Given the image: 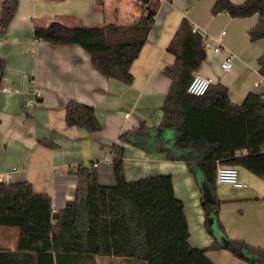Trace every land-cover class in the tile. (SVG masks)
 Segmentation results:
<instances>
[{
	"label": "crops",
	"instance_id": "1",
	"mask_svg": "<svg viewBox=\"0 0 264 264\" xmlns=\"http://www.w3.org/2000/svg\"><path fill=\"white\" fill-rule=\"evenodd\" d=\"M139 3L18 0L14 17L0 34V58L5 63L0 81V172L9 173V182H29L34 192L48 194L54 210L73 199L78 164L90 167L97 162L93 168L98 182L111 185L114 176L106 158L110 159L111 145L119 142L118 135L141 121L147 126L160 123L161 107L171 83L162 70L175 59L166 46L183 17L203 37L205 58L195 73L226 85L234 104H240L248 92L264 91V76L257 65V58L264 52V39L252 41L248 36L257 15L212 14L214 0H148L143 4L154 7L155 15L130 66V84L102 75L91 64L89 53L77 44H52L34 37L35 26L47 27L54 21L69 27L133 23L140 13ZM217 45L220 50L215 52ZM226 56H232L229 70L220 66ZM32 88L39 92L38 101L26 106ZM68 101L92 107L100 130L90 133L68 126ZM163 135L168 140L173 132L168 129ZM45 140L55 146L44 144ZM124 151L126 180L156 174L172 176L174 194L183 204L191 247L203 249L214 241L223 244L227 237L264 248L263 178L237 166L239 179L246 186L216 182V196L221 201L218 221L224 237L215 222L206 223L201 204L213 197L199 172L192 173L181 160H167L163 153H146L127 143ZM18 236L15 227L0 228V247L14 250ZM206 255L215 264H250L227 249H209ZM255 263L257 259H253ZM78 264L146 263L136 257L95 255Z\"/></svg>",
	"mask_w": 264,
	"mask_h": 264
},
{
	"label": "trees",
	"instance_id": "2",
	"mask_svg": "<svg viewBox=\"0 0 264 264\" xmlns=\"http://www.w3.org/2000/svg\"><path fill=\"white\" fill-rule=\"evenodd\" d=\"M133 23H105L101 26L69 27L54 21L35 26L34 37L52 44H77L90 55L91 64L107 78L130 84V66L152 27L155 8L143 6ZM18 7V0H4L0 11V34L4 33ZM212 14L230 17L257 15L248 30L249 39H264V0H214ZM166 50L175 57L162 73L171 83L162 104L158 125L141 121L121 132L111 145L110 164L114 183L102 185L93 166L78 164L74 197L52 212L48 194L34 192L29 182H0V228L15 227L18 242L14 250L0 247V264H78L95 255L136 257L146 264H215L209 249H227L253 264H264V248L225 236L218 221L221 201L216 196V169L236 165L264 179V91L248 92L240 104L229 98L228 88L212 82L202 95L187 92L193 74L205 58L203 37L183 17ZM264 76V52L257 58ZM5 63L0 58V75ZM68 126L90 133L101 128L94 109L68 101ZM172 130L165 139L163 132ZM53 147L54 143L44 141ZM146 153L159 152L167 160H181L193 173L199 172L213 199L202 201L206 223H216L225 242L206 248L191 247L182 201L176 197L170 174H156L128 181L124 175V144ZM256 264V263H255Z\"/></svg>",
	"mask_w": 264,
	"mask_h": 264
},
{
	"label": "built area",
	"instance_id": "3",
	"mask_svg": "<svg viewBox=\"0 0 264 264\" xmlns=\"http://www.w3.org/2000/svg\"><path fill=\"white\" fill-rule=\"evenodd\" d=\"M220 46H215L214 51L218 52ZM223 70H229L232 67V56H226L225 59L220 63ZM212 83V79L201 75L199 73H194L192 79L187 86V92L193 95H202L206 92L209 85ZM7 87H2L1 90H6ZM39 92L37 89H31V97L25 101L26 106H30L38 101ZM110 160L109 158H106ZM97 162H93L92 166H96ZM8 172H0V182H8L9 180ZM216 182L217 183H227L233 187L241 188L246 186V184L239 179L238 168L236 165H218L216 169ZM55 212L54 209L51 210Z\"/></svg>",
	"mask_w": 264,
	"mask_h": 264
},
{
	"label": "rangeland",
	"instance_id": "4",
	"mask_svg": "<svg viewBox=\"0 0 264 264\" xmlns=\"http://www.w3.org/2000/svg\"><path fill=\"white\" fill-rule=\"evenodd\" d=\"M139 2H140L139 4H141V3H142V1H141V0H139Z\"/></svg>",
	"mask_w": 264,
	"mask_h": 264
},
{
	"label": "water",
	"instance_id": "5",
	"mask_svg": "<svg viewBox=\"0 0 264 264\" xmlns=\"http://www.w3.org/2000/svg\"><path fill=\"white\" fill-rule=\"evenodd\" d=\"M1 77H2V75H0V81H1Z\"/></svg>",
	"mask_w": 264,
	"mask_h": 264
}]
</instances>
